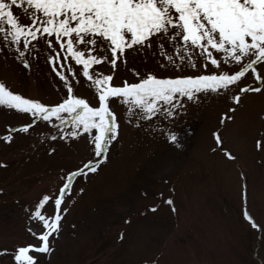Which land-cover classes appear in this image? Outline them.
<instances>
[{
  "label": "rangeland",
  "instance_id": "1",
  "mask_svg": "<svg viewBox=\"0 0 264 264\" xmlns=\"http://www.w3.org/2000/svg\"><path fill=\"white\" fill-rule=\"evenodd\" d=\"M13 12L21 24L30 23L23 8ZM16 47L0 33V82L46 106L62 102L67 91L48 63L53 53L44 40L21 49L28 68ZM165 50L174 55L167 43ZM193 59L204 62L198 50ZM126 60L116 69L105 63L90 72L114 73L113 86L138 82L134 73L158 78L198 74L191 67L177 70L168 64L155 45L151 51H127ZM60 64L74 95L97 107V94L82 76V66L70 58ZM214 71L209 64L208 72ZM245 86H257L251 73L227 95L181 98L183 106L173 116L161 111L151 121L138 120L118 100H110L120 127L117 140L106 146L107 160L97 172L72 180L59 210V233L49 238L51 251L29 254L38 264H264V90L238 93ZM236 94L241 95L239 105L232 100ZM233 107L235 112L229 113ZM34 120L28 133L13 131ZM53 125H59L55 118L49 124L0 106V264H17L19 247L41 245L37 237L45 229L35 211L54 218V200L67 175L96 159L90 137L60 139ZM61 127L70 130V117ZM171 133L177 142L169 140ZM9 134L13 139L5 142L2 137ZM53 135L58 138L52 140ZM45 195L50 199L41 208Z\"/></svg>",
  "mask_w": 264,
  "mask_h": 264
},
{
  "label": "snow or ice",
  "instance_id": "2",
  "mask_svg": "<svg viewBox=\"0 0 264 264\" xmlns=\"http://www.w3.org/2000/svg\"><path fill=\"white\" fill-rule=\"evenodd\" d=\"M14 7L23 8L30 16V23L21 24L14 15ZM0 22V33L4 40L17 46L15 51L25 68L30 65L24 59L26 52L21 49L35 48L36 43L44 40L53 53L48 63L67 91L62 102L46 106L14 94L0 82V106L28 113L49 124L55 118L59 125L53 126L60 133V139L87 135L96 158L67 175L54 200L57 209L54 218L49 220L39 210L35 211L34 216L43 222L45 229L37 237L42 243L38 247H19L14 254L17 264H38L29 253L51 251L49 238L59 233L62 220L59 210L72 179L97 172L99 165L107 160L106 146L117 140L120 127L115 112L109 107L110 100H118L127 113L138 120L151 121L161 111L173 116L175 110L183 106L181 98L191 101L209 92L227 95L248 73L252 74L257 86L239 87L238 93L264 90V71H258L264 66V0H0ZM166 43L173 48L174 55L166 54ZM154 45L177 70L187 66L198 74L158 78L151 73L143 76L134 73L138 82L124 81L121 86H113L114 73L93 76L90 72L92 66L105 63L113 69L118 62L126 65L127 51H151ZM197 50L203 63L198 64L193 59ZM69 58L75 65L82 66V76L94 86L97 107L91 106L86 99L77 98L69 77L58 70L63 67L60 61ZM209 64L214 72H208ZM228 65L233 66L231 72L224 70ZM161 67L167 65L161 64ZM68 72L76 75L71 67ZM240 94L232 96L235 105L241 103ZM228 111L234 113L235 108ZM68 117L71 128L65 131L61 126ZM34 123L35 120L13 131L28 133ZM57 138L51 136L52 140ZM168 138L173 143L178 139L174 133ZM2 139L11 142L13 136L9 134ZM216 140L219 143L221 137L216 136ZM229 158H232L230 154ZM49 199L45 195L39 201V207L42 208ZM167 203L171 205L173 201ZM151 210L155 211V208ZM245 218L252 221L247 212ZM252 226L256 227L254 221ZM28 230L32 232L31 228ZM32 234L36 235L35 232Z\"/></svg>",
  "mask_w": 264,
  "mask_h": 264
}]
</instances>
